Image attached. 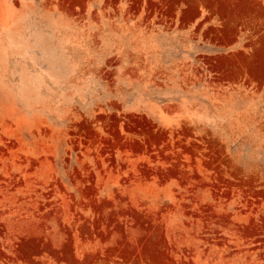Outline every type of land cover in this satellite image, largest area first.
I'll return each mask as SVG.
<instances>
[{
  "label": "rangeland",
  "instance_id": "obj_1",
  "mask_svg": "<svg viewBox=\"0 0 264 264\" xmlns=\"http://www.w3.org/2000/svg\"><path fill=\"white\" fill-rule=\"evenodd\" d=\"M0 264H264V0H0Z\"/></svg>",
  "mask_w": 264,
  "mask_h": 264
},
{
  "label": "bare ground",
  "instance_id": "obj_2",
  "mask_svg": "<svg viewBox=\"0 0 264 264\" xmlns=\"http://www.w3.org/2000/svg\"><path fill=\"white\" fill-rule=\"evenodd\" d=\"M142 17H143V16H142ZM145 17H146V16H145ZM145 17H144V18H145ZM127 18H128V17H127ZM143 21H144V20H143ZM147 21H148V20H147ZM147 21H146V22H147ZM149 21H150V20H149ZM139 23H140V22H139ZM148 23H149V22H148ZM148 23H147V24H148ZM134 25H135V24H134ZM139 25H140V24L135 25V26H139ZM110 26H112V25H110ZM124 26H130V25H124ZM131 26H133V25H131Z\"/></svg>",
  "mask_w": 264,
  "mask_h": 264
}]
</instances>
